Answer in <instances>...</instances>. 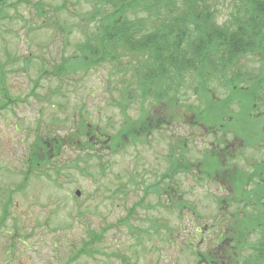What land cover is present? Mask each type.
<instances>
[{
	"label": "rangeland",
	"instance_id": "374dc122",
	"mask_svg": "<svg viewBox=\"0 0 264 264\" xmlns=\"http://www.w3.org/2000/svg\"><path fill=\"white\" fill-rule=\"evenodd\" d=\"M39 1L7 0L0 15V104L3 92L20 99L0 110V264H196L194 251L220 247L238 213L258 227L264 184L254 171H264V107L250 102L245 114L254 125L240 123L241 91L227 106L211 103L210 86L217 101L231 93L217 79L203 88L206 97L189 88L131 104L133 124L142 126L145 107L157 128L114 146L112 135L131 121L114 102L121 79L110 63L59 77L44 72L76 54L84 29H97L88 17L98 0H42L44 17ZM220 1L229 17V0ZM245 65L258 66L252 58ZM205 104L227 112L218 128L198 120ZM83 117L99 128L90 145L79 134ZM44 142L49 161L43 147L32 165ZM171 157L182 169L162 180ZM92 233L103 236L93 255L71 260Z\"/></svg>",
	"mask_w": 264,
	"mask_h": 264
},
{
	"label": "trees",
	"instance_id": "16d2710c",
	"mask_svg": "<svg viewBox=\"0 0 264 264\" xmlns=\"http://www.w3.org/2000/svg\"><path fill=\"white\" fill-rule=\"evenodd\" d=\"M6 4L7 0H0V15ZM44 4L42 0L36 3L41 16ZM222 5L220 0H98L88 17L89 22L96 23L97 29H84L85 39L78 44L76 54L65 58L53 70L44 72L59 77L70 70L84 71L110 63L113 74H120L116 77L121 79L120 85L115 87L119 98L114 102L126 115L127 109L135 102L143 106L149 100L152 104L159 103L170 96L179 97L183 89L191 88L195 94L203 93L206 97L203 88L220 79L231 93L217 101L212 85L209 88L211 103L214 106H227L234 93L241 91L240 99L245 101L234 118L240 123L250 120L254 125L255 117L247 116L245 111L250 102L257 104L251 107L253 109L264 107V0H229V19L223 26H218L216 19L222 11ZM250 58L255 59L258 64L251 70L245 65V61ZM72 59L76 62L72 63ZM253 69L256 70L254 74ZM39 78L35 81L36 85H39ZM243 82L253 85L245 87ZM246 91L249 93L245 97ZM3 94L5 101L0 104V110L20 100L13 98L8 91ZM216 108L215 114L211 113L205 104L198 120L203 124H207L208 120L213 123L208 126L218 128L227 112L223 110L224 107ZM150 117L154 118L144 107L140 120L142 126L138 128L127 115L126 121H131V125L112 135L114 146L126 144V136L136 139L140 131L149 133L157 128L158 124L153 119L149 123L146 121ZM81 123L79 134L86 139V145H90L95 141L91 137L98 136L96 132L99 128L87 122L85 117ZM253 140L248 137V142L259 143ZM44 145H47L46 142L32 153V165L42 160L38 153L43 147V163L49 161V150ZM262 146L264 148V143ZM96 151L100 153L99 149ZM210 155H214V152ZM182 163L188 164L189 168L193 165V162L188 161ZM180 166V161L171 157L162 180L173 179L182 169ZM202 168L205 169V164L201 165L200 172L204 171ZM257 174L259 179L255 181L256 184L263 185L264 171L255 170L254 175ZM258 189L259 187L256 190ZM262 196L263 191L260 197ZM257 201L261 199L258 198ZM262 209L258 227H251L249 222L245 224L240 219L242 215L236 212L238 214L234 215L233 220L235 224L227 227L222 234L220 247L194 251L196 264H264V208ZM134 210L135 208L130 209V215ZM102 238V235L92 233L91 238L85 240L75 251L71 260H77L85 254L93 255L96 250L95 242ZM126 262L131 264L128 260Z\"/></svg>",
	"mask_w": 264,
	"mask_h": 264
},
{
	"label": "clouds",
	"instance_id": "9594fccd",
	"mask_svg": "<svg viewBox=\"0 0 264 264\" xmlns=\"http://www.w3.org/2000/svg\"><path fill=\"white\" fill-rule=\"evenodd\" d=\"M228 19L229 17L227 12H221L216 19V23L218 26H223L228 21Z\"/></svg>",
	"mask_w": 264,
	"mask_h": 264
},
{
	"label": "water",
	"instance_id": "95a60500",
	"mask_svg": "<svg viewBox=\"0 0 264 264\" xmlns=\"http://www.w3.org/2000/svg\"><path fill=\"white\" fill-rule=\"evenodd\" d=\"M77 193H78V195H80V194H81V192H80V191H77Z\"/></svg>",
	"mask_w": 264,
	"mask_h": 264
}]
</instances>
